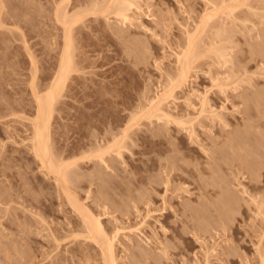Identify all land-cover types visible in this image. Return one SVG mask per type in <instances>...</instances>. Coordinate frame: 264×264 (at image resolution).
Here are the masks:
<instances>
[{
	"label": "rangeland",
	"instance_id": "1",
	"mask_svg": "<svg viewBox=\"0 0 264 264\" xmlns=\"http://www.w3.org/2000/svg\"><path fill=\"white\" fill-rule=\"evenodd\" d=\"M105 1L0 0V264H106L80 205L115 264H264V0H128L123 23ZM63 10L74 64L47 132L65 179L30 138ZM191 33L200 53L174 85ZM170 83L168 117L141 115Z\"/></svg>",
	"mask_w": 264,
	"mask_h": 264
},
{
	"label": "bare ground",
	"instance_id": "2",
	"mask_svg": "<svg viewBox=\"0 0 264 264\" xmlns=\"http://www.w3.org/2000/svg\"><path fill=\"white\" fill-rule=\"evenodd\" d=\"M233 1H235V0H233ZM105 2H106L105 6L103 4H102L103 6L101 5L103 8L101 6H99L100 8H102V10H101L102 12H107L106 10H108L109 13L111 12V13H114V15L116 14L118 16V18L121 17L122 23H123V21L127 20L129 15L126 13V11L131 7L130 4H132V3H130L128 0H107ZM235 2H237V1H235ZM233 7H235V6H233ZM100 8H98V9L100 10ZM228 10H229V8H228ZM230 10H232L231 7H230ZM90 11H92V10L90 9ZM73 13H76V12H73ZM73 13H71V16H70L67 14V12L65 10H63V11H60V15H58V17L60 16L61 22L66 27V30H64L65 33L63 34L64 35V37H63L64 43L62 45L63 48H62L61 56L59 58L60 59L59 67H58V71L56 72L55 77L51 80V82H49V84H48L49 86L48 87L46 86L47 87V88H45L46 90L42 91L43 93L41 92L42 89L39 90V88H37V89L33 88V91H34L33 95H34L35 104H36V107H35L36 113L34 116V118H35L34 121L32 120V122H33L32 123V125H33L32 129L33 130H32V135L30 137L31 138V146L33 147L34 153H36V155L39 156V159H41L40 160L41 163H43V165H46L45 167L47 168V170L49 172L52 171L53 174H55V178L62 177L64 179H65V175L67 173L68 164H65L64 163L65 161L63 162L62 159L61 160L58 159L59 157L57 158L58 160L54 159L56 157L53 158L51 155V151H50V147H49L50 144L48 143V140H49V137H48V134H49L48 133L49 132L48 125L49 124H48V122H49V118L52 114L51 109L53 108L52 107L53 103L57 99V97H59L60 93L62 92L61 90H63L64 82H65L66 78L68 77L69 72H71V70L73 69V64H74L73 49H74V46L72 45L73 42L71 40L70 31H71V27H72L71 25L78 18V16L77 17L75 16L76 14L72 15ZM78 13H80V12H78ZM209 13L207 14L208 15L207 17L211 18L212 16ZM77 15H79V14H77ZM212 15H213V13H212ZM231 16H232V14H231ZM79 17L81 18L82 16H79ZM205 19H207L206 15H205ZM186 37H188V39L186 38L188 40V41L186 40V42H187V45L185 44L186 47L183 48V50H181L182 52L179 55L177 54L178 56H176L177 57V59H176L177 63L176 64L178 66L177 70H176L177 75L174 79L171 80L173 83L175 81L174 85H176V83L179 85L180 82L186 80V77L188 76V72L191 68L192 60L195 58V56L197 54L199 55V53H200L197 51L198 49L197 50L195 49L196 48V46L194 44L195 43L194 39L196 40L195 33H191ZM72 39H73V37H72ZM220 55L222 56V53ZM169 85L172 86L173 84L170 83ZM174 85L171 88H166L165 90L162 89L163 91L161 90L160 94L158 93L157 97L151 99L147 103L148 104L147 108L143 109L141 115H145L147 117L156 116L158 118L160 116L168 117V115L170 113H167L164 110L163 104L165 102V99L169 95H171V93L173 92L172 88L175 87ZM200 100H201L202 105L205 104V96L201 97ZM165 107H167V106L165 105ZM201 111H203V109H201ZM126 135H127V127L122 129L121 134L112 138L111 141H107V144L105 145L104 148L101 149V148L97 147V150L96 151L94 150L95 154L98 156V158L102 159L103 152L105 150H115L119 153L120 149L122 147H124L123 141H124ZM238 144L240 145V142ZM234 145L232 147H234ZM238 147H240V146H238ZM66 182H68V181H66ZM57 183H59V182H57ZM66 196L69 197L70 195L68 196V194H67ZM70 199H71V197H70ZM70 199H68V200H70ZM71 205H72V202H71ZM77 205L79 206V204H77ZM81 206L82 205H80L77 208L74 205L73 207L75 209L77 208L76 209V210H78L77 212L82 217V221L85 224V229H86V234H87L86 237L90 238V240L92 239V240L98 241L100 246L103 249L102 251L105 252V256H106V254H108L107 255L108 258H107V256L105 257V259L107 258V260H105L106 264H115V260H114L113 254H112V239L107 236L99 216L94 215V214H90L89 211H85L83 209V207H81ZM103 263H104V261H103Z\"/></svg>",
	"mask_w": 264,
	"mask_h": 264
}]
</instances>
